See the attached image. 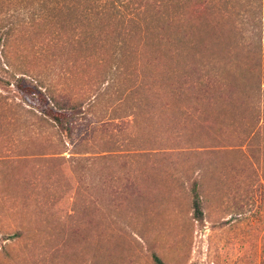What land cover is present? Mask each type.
Segmentation results:
<instances>
[{"label": "rangeland", "instance_id": "obj_1", "mask_svg": "<svg viewBox=\"0 0 264 264\" xmlns=\"http://www.w3.org/2000/svg\"><path fill=\"white\" fill-rule=\"evenodd\" d=\"M162 1L139 13L174 15ZM203 9L184 58L144 65L167 83L187 81L183 94L130 92L143 71L135 59L99 106L64 117L63 131L35 109L52 107L49 98L0 83V264H264V90H254L264 89V0ZM52 53L34 61L55 75L62 102L92 95L112 68ZM228 70L241 79L235 89L219 79ZM198 180L203 220L194 217Z\"/></svg>", "mask_w": 264, "mask_h": 264}, {"label": "trees", "instance_id": "obj_2", "mask_svg": "<svg viewBox=\"0 0 264 264\" xmlns=\"http://www.w3.org/2000/svg\"><path fill=\"white\" fill-rule=\"evenodd\" d=\"M162 2L165 8H169L171 3L176 12L174 15L160 13L158 19L152 17L149 22L146 14L139 13L147 9V0H0V83L8 87L14 84L18 91L26 95L38 92L48 104L49 98L52 107L30 106L60 124L54 127L63 131V118L69 120L70 117L83 116L99 106L111 89L116 88L119 76L116 71L134 72V68H138L135 59H139V68L143 71L139 70V80L131 77L132 86L139 85L130 92L145 93L155 89L158 93H164L168 91L166 87L170 86L173 92L179 89L183 94L189 89L187 81L171 78L167 83L162 76H157L151 64L147 65L146 70L144 65L151 58L153 61L159 59L157 64H160L163 56L168 54L172 57L175 55L179 61L181 56L184 58L187 39L203 26L206 0ZM188 13L191 15L188 16ZM175 26H182L183 29H172ZM260 39L258 53L264 50V34L260 35ZM46 47L54 52L49 56L56 52V56H66V59L80 58V55L84 58L93 56L96 61H109L112 68L101 75L102 81L94 88L92 95L76 99L71 96L62 102L56 93L55 75L51 70L46 74L36 69L38 64L34 58H39ZM256 53L248 59L259 60ZM260 56L264 58V54ZM230 73L231 70H228V74L219 79L235 89L241 79ZM25 76L31 77L35 84L25 85ZM126 76L129 78L130 75ZM193 88L200 91L198 86ZM262 88L258 84L254 90H264ZM161 96L166 97L164 94ZM143 105L146 104L139 105V116ZM192 197L194 217L203 220L204 200L199 180L193 182ZM155 260L158 264H164L158 256H155Z\"/></svg>", "mask_w": 264, "mask_h": 264}]
</instances>
